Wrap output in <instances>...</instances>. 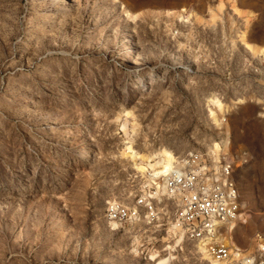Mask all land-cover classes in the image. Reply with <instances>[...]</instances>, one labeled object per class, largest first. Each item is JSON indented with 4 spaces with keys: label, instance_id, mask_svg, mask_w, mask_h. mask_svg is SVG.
I'll return each instance as SVG.
<instances>
[{
    "label": "rangeland",
    "instance_id": "rangeland-1",
    "mask_svg": "<svg viewBox=\"0 0 264 264\" xmlns=\"http://www.w3.org/2000/svg\"><path fill=\"white\" fill-rule=\"evenodd\" d=\"M244 33L264 46V0H0V264H211L127 146L151 164L228 155L243 209L232 242L264 251V56ZM150 190L154 219L110 221V202Z\"/></svg>",
    "mask_w": 264,
    "mask_h": 264
},
{
    "label": "built area",
    "instance_id": "built-area-1",
    "mask_svg": "<svg viewBox=\"0 0 264 264\" xmlns=\"http://www.w3.org/2000/svg\"><path fill=\"white\" fill-rule=\"evenodd\" d=\"M256 72L264 93V63ZM233 173L234 161L226 154L216 162L214 153L202 150L186 152L179 158L174 171L163 177L162 191L174 203L170 219L174 227L195 248L212 239L206 247L219 262L264 264V251L232 261L231 247L224 242H213L216 235L225 233L227 226L238 222L243 215ZM159 194L157 190H150L139 197L132 207L110 202L107 208L108 218L121 225L135 222L143 214L154 219L158 215L156 199L162 198Z\"/></svg>",
    "mask_w": 264,
    "mask_h": 264
},
{
    "label": "bare ground",
    "instance_id": "bare-ground-1",
    "mask_svg": "<svg viewBox=\"0 0 264 264\" xmlns=\"http://www.w3.org/2000/svg\"><path fill=\"white\" fill-rule=\"evenodd\" d=\"M247 33L241 34L239 36V40L243 43V45L246 46V48L252 52V54L256 56H264V46H255L248 42ZM151 83V82H150ZM154 84V83H153ZM152 86V85H151ZM207 107L209 109V114L211 118L214 120V122L220 126L222 125V122L224 120L223 116L226 113L224 105L215 98H212L208 101ZM127 120L124 121V123L121 125L122 130H126L127 128ZM127 133V132H126ZM127 145V144H126ZM221 147L216 144L214 146V152L217 155V157H220L221 153ZM122 156L124 158L129 159L132 162L133 168L139 172L146 173L148 171L151 172V175L153 178L157 180L163 179L166 175L173 172L176 168V163L178 162L175 156L169 152V151H163L162 152V158L158 160L155 164H151L147 162V160L144 159V157L140 156L138 153H136L131 146H127L124 150ZM160 156V155H159ZM160 158V157H159ZM163 190V186H162ZM234 223H231L227 226L226 233H222L220 235H216L213 242L215 243H222L226 241L229 243V245L232 247V253H234L235 259L239 260L241 257L248 255L244 254L239 248L232 242V232H233V225ZM212 242V239H209L208 241H205L204 243L198 244L196 248H199L200 251L205 254V257L209 259L211 264H224L223 262H219L216 260L211 254L212 257L209 256L207 245ZM260 248L264 249V244L260 246ZM260 249V250H261ZM246 253V252H245ZM249 253V252H247ZM234 259V258H233Z\"/></svg>",
    "mask_w": 264,
    "mask_h": 264
}]
</instances>
